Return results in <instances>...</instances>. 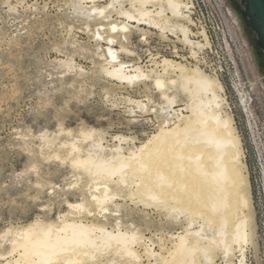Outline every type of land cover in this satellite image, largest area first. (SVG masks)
Masks as SVG:
<instances>
[{"label": "rangeland", "instance_id": "374dc122", "mask_svg": "<svg viewBox=\"0 0 264 264\" xmlns=\"http://www.w3.org/2000/svg\"><path fill=\"white\" fill-rule=\"evenodd\" d=\"M132 1L110 7L112 0H0V264L19 260L15 241L35 223L61 227L66 219L143 237V244L135 248L140 261L121 258L109 249L97 252L94 262L80 264H155L148 258L149 250L169 258L178 236L188 235L190 209L180 207L171 223L162 203L148 207L132 197L131 185L123 190L112 185V192L121 196L107 210L100 209L92 201L98 181L74 165L78 153L72 151L75 144L85 159L101 144L107 158L116 156L119 147L129 157L151 144L165 120L177 124V114L189 116L180 70L166 68L165 74L164 59L190 69L191 76L199 68L223 87V112L232 118L240 137L253 207V237L244 264H264V75L254 51L262 66L263 52L238 12L235 3L240 0H182L190 7L185 13L191 22L167 15L168 26L188 27L190 39L203 47L186 45L180 33L164 36L159 29L131 21L127 33L116 34L113 48L118 61L141 67L150 76L129 85L106 73L109 45L97 31L106 39L110 24L128 22L119 10L135 13ZM94 7L109 8L95 18L89 14ZM160 74L175 107H169L155 86ZM219 250L210 251V264H240L237 248L229 258ZM198 257L200 264H208Z\"/></svg>", "mask_w": 264, "mask_h": 264}, {"label": "bare ground", "instance_id": "6f19581e", "mask_svg": "<svg viewBox=\"0 0 264 264\" xmlns=\"http://www.w3.org/2000/svg\"><path fill=\"white\" fill-rule=\"evenodd\" d=\"M120 1L112 0L110 7ZM132 5L135 13L119 10V14L126 17L128 22L122 25L110 24L107 32L104 29L108 33L106 39L102 37L100 30L97 31V35L109 45L105 71L112 79L130 85L150 76L141 67L118 61V53L113 48L116 34L127 33L131 28V21L159 29L164 36L168 33L175 36L180 33L186 45L193 47L196 44L203 47L190 39L191 31L188 27L168 26L170 18L167 15H171L173 19L191 22L190 15L185 13L189 12L190 7L182 0H135ZM9 6L11 7V3ZM108 8H90L89 14L100 18ZM156 18H163L165 22L157 21ZM201 35L206 44H210L206 32L202 31ZM122 49L125 48L122 46ZM254 55L259 63V70L264 75L261 59L255 51ZM154 63L158 64L156 61ZM163 66L165 74L169 68L180 70L178 78L185 83L182 90L189 98L185 110L190 115L177 114L178 122L183 121V125L178 122L171 124L169 120H165V126L152 138L151 144L145 145L138 153H132L129 157L122 155L119 147L114 149L116 156L107 158L103 154L105 148L98 144L83 159L80 156L82 150L72 144V151L78 153L74 165L82 167L98 181L96 187L94 186L98 193L92 195V201L100 209L105 210L109 203L115 202L121 196L115 191L112 192V185L121 190L131 185L129 187L134 188L133 196L132 192L128 195L136 196L147 206L162 203L161 207L171 223L176 222L174 216L180 211V207L190 209L191 220L187 226L189 233L178 236L179 241L174 245L175 248L168 250L169 258L149 250L148 258L155 261V264H200L198 254L210 264V251L220 249L225 258H229L235 252L234 248L241 253L239 263L244 264L245 250L253 237V207L240 137L232 118L223 112V100L219 94L223 87L199 68L191 76L188 73L190 69L187 70L185 66L170 60L164 59ZM157 76L155 86L172 108L176 103L175 98L168 96L163 75ZM171 83L175 81L172 80ZM137 104L140 108L146 107L142 103ZM83 136L91 138L93 135ZM82 207L78 205L75 208ZM62 224L61 227H56L35 223L24 229L20 235L22 239L15 241V251L19 253V260L15 264L94 262L97 252L109 249L114 250V255L134 263L141 259L135 248L143 242V237L138 236L135 231L128 233L118 229L114 232L66 219ZM196 226L199 229L195 230ZM189 235L193 237L190 242Z\"/></svg>", "mask_w": 264, "mask_h": 264}, {"label": "water", "instance_id": "95a60500", "mask_svg": "<svg viewBox=\"0 0 264 264\" xmlns=\"http://www.w3.org/2000/svg\"><path fill=\"white\" fill-rule=\"evenodd\" d=\"M245 5L244 16L249 19L250 26L257 35V43L263 52L264 63V0H241Z\"/></svg>", "mask_w": 264, "mask_h": 264}, {"label": "flooded vegetation", "instance_id": "af4514ba", "mask_svg": "<svg viewBox=\"0 0 264 264\" xmlns=\"http://www.w3.org/2000/svg\"><path fill=\"white\" fill-rule=\"evenodd\" d=\"M235 2L237 1V0H234ZM234 2V3H235ZM237 6V8H238V12L239 13H241V15H243V17L245 18V21L247 22V24H248V29H249V31L252 33V34H255L256 35V33L253 31V29L251 28V26H250V21H249V19L248 18H246L245 16H244V12H245V5L244 4H242V1L240 0V2L239 3H235ZM257 36V35H256Z\"/></svg>", "mask_w": 264, "mask_h": 264}, {"label": "built area", "instance_id": "2783aa9c", "mask_svg": "<svg viewBox=\"0 0 264 264\" xmlns=\"http://www.w3.org/2000/svg\"><path fill=\"white\" fill-rule=\"evenodd\" d=\"M236 82L238 83V85H241V83H240V78H239L238 75H236Z\"/></svg>", "mask_w": 264, "mask_h": 264}]
</instances>
